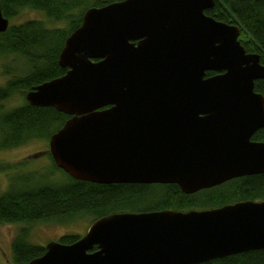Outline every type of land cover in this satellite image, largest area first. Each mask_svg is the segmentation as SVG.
I'll return each mask as SVG.
<instances>
[{"label":"water","instance_id":"95a60500","mask_svg":"<svg viewBox=\"0 0 264 264\" xmlns=\"http://www.w3.org/2000/svg\"><path fill=\"white\" fill-rule=\"evenodd\" d=\"M214 0H114L64 40L66 72L24 94L69 117L48 138L55 165L100 184H176L193 193L264 172V77ZM9 25L0 9V32ZM207 71L213 72L206 76ZM27 264H202L264 249V200L203 210L110 213Z\"/></svg>","mask_w":264,"mask_h":264},{"label":"trees","instance_id":"16d2710c","mask_svg":"<svg viewBox=\"0 0 264 264\" xmlns=\"http://www.w3.org/2000/svg\"><path fill=\"white\" fill-rule=\"evenodd\" d=\"M110 1L114 0H0L2 15L8 20L24 9L42 12L45 18L9 23L0 32V59L6 60L2 66L7 75L0 84V150L48 140L69 117L54 107L30 105L24 94L32 86L66 72L58 64L64 40L79 27L87 8ZM205 14L239 26L238 39L245 51L257 53L264 64V0H214ZM254 90L264 97V77L254 82ZM15 96H19V102L9 105ZM251 140L264 141V126L252 134ZM47 155L48 165L43 170L29 169L25 161L0 164V171L6 174V188L0 190V224L17 225L10 241L11 264H27L44 253V245L32 242L30 237L32 227L38 223L67 224L85 219L89 224L110 213L185 211L264 200V172L232 178L188 194L173 183L100 184L73 179ZM80 236L66 233L55 241L70 244ZM202 264H264V249Z\"/></svg>","mask_w":264,"mask_h":264},{"label":"rangeland","instance_id":"374dc122","mask_svg":"<svg viewBox=\"0 0 264 264\" xmlns=\"http://www.w3.org/2000/svg\"><path fill=\"white\" fill-rule=\"evenodd\" d=\"M31 19H43L45 20L42 12L24 9L20 14L14 19L9 20V23H20ZM240 37V35H239ZM241 38V37H240ZM6 60L0 59V84L4 83L7 75L3 73V62ZM18 97H13L8 103L9 105L17 104ZM48 140L38 139L31 141L27 144L21 145L19 147L0 150V164L6 166L9 164L17 162H26V166L29 169H44L48 162ZM52 178V176L50 177ZM6 174L0 171V190L6 188ZM90 224V223H89ZM88 220H79L67 224L59 223H38L34 225L31 229V241L39 244L45 245L51 240H56L60 235L66 233H73L77 235H82L85 233L88 227ZM17 228L16 224H0V264H11L10 263V241Z\"/></svg>","mask_w":264,"mask_h":264},{"label":"flooded vegetation","instance_id":"af4514ba","mask_svg":"<svg viewBox=\"0 0 264 264\" xmlns=\"http://www.w3.org/2000/svg\"><path fill=\"white\" fill-rule=\"evenodd\" d=\"M214 5V4H213ZM228 24V23H227ZM231 24V23H230ZM231 25H234V24H231ZM239 27V26H238ZM239 38V36H238ZM239 40V39H238ZM243 46V45H242ZM246 52V51H245ZM248 53V52H247ZM253 53V52H252ZM261 62V61H260ZM211 188V187H210ZM204 189H207V188H204ZM194 193V192H193ZM253 201H263V200H253ZM210 208H214V207H210ZM210 208H191V209H194V210H203V209H210ZM191 209H187L185 211H188V210H191Z\"/></svg>","mask_w":264,"mask_h":264}]
</instances>
